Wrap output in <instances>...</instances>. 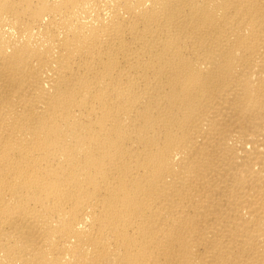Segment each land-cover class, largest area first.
<instances>
[{
    "label": "bare ground",
    "instance_id": "bare-ground-1",
    "mask_svg": "<svg viewBox=\"0 0 264 264\" xmlns=\"http://www.w3.org/2000/svg\"><path fill=\"white\" fill-rule=\"evenodd\" d=\"M0 264H264V0H0Z\"/></svg>",
    "mask_w": 264,
    "mask_h": 264
}]
</instances>
